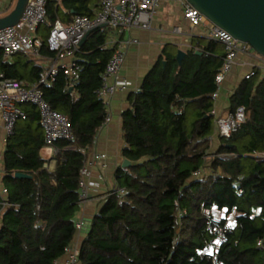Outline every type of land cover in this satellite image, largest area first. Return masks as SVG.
<instances>
[{
  "label": "trees",
  "instance_id": "1",
  "mask_svg": "<svg viewBox=\"0 0 264 264\" xmlns=\"http://www.w3.org/2000/svg\"><path fill=\"white\" fill-rule=\"evenodd\" d=\"M100 1L49 0L41 56L54 57L49 23L92 18ZM108 32L92 30L75 53V81L61 71L42 87L45 102L67 118L73 134L72 141L55 142L53 171L41 156L38 110L19 105L24 117L2 153L0 264H59L75 238L80 170L106 117L96 92L111 56L104 49ZM190 46L180 64L178 50L165 52L130 95L121 117L122 155L130 166L116 169L114 190L91 220L78 264H264V72L254 68L233 91L227 110L243 107L245 120L230 138H218L211 95L223 47L208 40ZM13 58L10 64L0 53V72L36 83L43 66ZM222 211L239 216L228 226L226 218L214 219ZM211 227L225 228V243L217 245Z\"/></svg>",
  "mask_w": 264,
  "mask_h": 264
},
{
  "label": "built area",
  "instance_id": "2",
  "mask_svg": "<svg viewBox=\"0 0 264 264\" xmlns=\"http://www.w3.org/2000/svg\"><path fill=\"white\" fill-rule=\"evenodd\" d=\"M49 0H28L26 7L17 22L12 27L0 30V53L5 58H11L18 53L29 55L33 59L42 60V40L37 36V30L46 22V6ZM177 4L181 7L182 18L190 28L200 27L207 40L214 41L223 46L224 55L222 64L215 74V91L211 99L215 101L227 75L234 69L241 56H252L261 63L264 70V57L256 55L247 44L238 42L228 33L206 20L197 10L192 8L186 0H101L99 10L92 18L75 15L69 23L55 20L48 24L47 47L54 57L44 66L37 82L31 86L23 81L8 78L0 72V119L6 135L12 134L16 121L24 117L20 109L21 104H31L36 107L40 117V125L44 132V148L51 160L57 153L54 146L58 140L72 141L73 134L67 118L52 110L43 98L42 87L50 85L59 72H63L71 82L78 78L80 67L75 62L74 55L79 50V44L86 33L105 25L116 32L115 37L110 36L104 49L111 51V56L104 67L101 76V85L97 90V97L104 103L106 117L100 129L107 126L111 112L109 102L113 95L128 90L129 83L119 78L123 67L127 45L136 43L135 40H123L121 37L131 29L150 30L151 22L163 2ZM175 34H181L180 26L173 27ZM250 72L244 78L248 79ZM215 114V111H212ZM244 108L239 106L234 111H225L216 116L215 130L218 138L228 139L244 123ZM99 129V130H100ZM2 153L0 151V167L2 166ZM104 154H94L91 161H86L80 170V203L88 201V184L86 180L91 176V166L100 163L102 169L106 168ZM54 161V160H53ZM49 162L44 167L49 171ZM3 173V167L1 168ZM200 172L194 173L199 177ZM1 195L5 198L6 191L2 189ZM5 205V204H4ZM83 223H77V232ZM209 234L215 235L217 245L225 243V228L211 227ZM211 250H214L212 248ZM79 248L70 247L59 264H78ZM57 264V263H56Z\"/></svg>",
  "mask_w": 264,
  "mask_h": 264
},
{
  "label": "crops",
  "instance_id": "3",
  "mask_svg": "<svg viewBox=\"0 0 264 264\" xmlns=\"http://www.w3.org/2000/svg\"><path fill=\"white\" fill-rule=\"evenodd\" d=\"M16 0H0V18L8 15L14 8ZM100 4V3H99ZM97 5V4H96ZM99 10V5L93 8V16ZM74 17V16H73ZM73 17L62 16L61 22L69 23ZM180 26L182 28L181 34H175L172 32L173 27ZM45 23L40 25L37 30V36L42 40L46 34ZM107 28V27H105ZM107 39L110 36L117 35L112 29H109ZM123 40H135L136 43L129 44L124 49L125 59L123 67L119 73V78L127 81L129 87L127 91L118 92L112 96L109 102V111L111 112L110 121L107 126L100 129L96 135L94 145L88 155V161L94 154H104L106 160L104 161L106 168L102 169L100 163H95L91 166V176L86 180L88 184V201L84 204L78 205L76 213V223H83V227L75 235V238L70 247H80V244L86 235L84 233L85 225L90 224L93 217L101 209L104 200L114 190L115 179L114 174L116 169L121 166L123 158V150L126 148L122 138V114L126 110L130 109V95L140 91V86L145 76L156 65L162 55L166 53H172L177 50L185 51L191 46V42L195 41H207L203 30L200 27L190 28L182 18L181 7L174 3L163 2L151 22L150 30L131 29L128 33L121 37ZM106 39V40H107ZM209 41V40H208ZM222 46L221 44L217 43ZM223 47V46H222ZM224 52V49H223ZM28 58L34 63L41 66H46L50 58H44L42 60L33 59L29 55L18 53ZM15 56V55H14ZM3 57V56H2ZM10 64L15 63V58H5ZM21 67V65H17ZM264 70L262 65L257 59L252 56H241L238 59L237 65L227 75L222 84L218 98L214 101L213 110L215 115H221L227 111L228 99L244 79V77L252 72L254 68ZM26 85H33L30 81H23ZM7 135L5 133L3 122L0 119V151L3 153ZM41 156L46 160L50 171L55 168V161L51 160L45 149H42ZM0 167V191L2 188ZM222 213V214H221ZM235 213L233 221L239 214ZM219 214V215H218ZM216 221H220L224 218L227 219L226 212L222 211L213 215ZM63 261V260H62ZM61 261V262H62Z\"/></svg>",
  "mask_w": 264,
  "mask_h": 264
},
{
  "label": "water",
  "instance_id": "4",
  "mask_svg": "<svg viewBox=\"0 0 264 264\" xmlns=\"http://www.w3.org/2000/svg\"><path fill=\"white\" fill-rule=\"evenodd\" d=\"M27 2L28 0H16L12 11L0 18V30L17 24ZM186 2L210 23L238 42L247 44L256 55L264 57V0H186ZM105 27L101 25L98 28ZM90 32L85 34L79 47L84 44ZM184 56L185 52L178 50L176 61L180 64ZM121 166H130V162L124 159ZM14 177L31 178L22 173H16ZM89 227L90 224L85 225V234L88 233Z\"/></svg>",
  "mask_w": 264,
  "mask_h": 264
},
{
  "label": "rangeland",
  "instance_id": "5",
  "mask_svg": "<svg viewBox=\"0 0 264 264\" xmlns=\"http://www.w3.org/2000/svg\"><path fill=\"white\" fill-rule=\"evenodd\" d=\"M221 214H222V213H221ZM218 215H219V214H218ZM234 215H235V213H233L232 215H229V216L227 217V225H228V226H231V225H232Z\"/></svg>",
  "mask_w": 264,
  "mask_h": 264
}]
</instances>
